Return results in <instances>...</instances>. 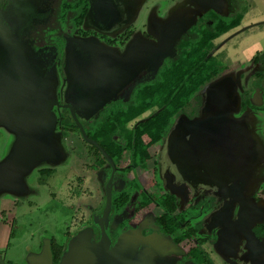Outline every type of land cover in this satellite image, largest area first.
Listing matches in <instances>:
<instances>
[{
  "label": "flooded vegetation",
  "instance_id": "1",
  "mask_svg": "<svg viewBox=\"0 0 264 264\" xmlns=\"http://www.w3.org/2000/svg\"><path fill=\"white\" fill-rule=\"evenodd\" d=\"M260 2L0 0V28L28 48L33 68L14 82L40 93L55 80L56 131L67 149L47 156L32 186L24 178L10 193L9 242L17 212L68 174L91 241L106 230L111 264H264V50L247 65L231 58L245 32L262 35L251 32L264 27ZM82 70L89 96L75 81ZM121 236L127 245L113 254ZM46 242L67 251L53 237L42 249Z\"/></svg>",
  "mask_w": 264,
  "mask_h": 264
},
{
  "label": "water",
  "instance_id": "2",
  "mask_svg": "<svg viewBox=\"0 0 264 264\" xmlns=\"http://www.w3.org/2000/svg\"><path fill=\"white\" fill-rule=\"evenodd\" d=\"M18 40L6 27L0 28V128L15 136L9 154L0 162V195L20 191L24 187V178L43 161H48L47 156L50 158L55 152L61 155L63 151L53 140L57 127L53 104L57 100L53 101L44 93L32 92L30 88L25 89V85H16L14 82L18 80L15 76L24 82L26 72L33 69L26 63L29 52L25 51V45ZM88 78L89 76L85 77L83 86L88 87ZM224 80L226 81L224 78L219 79L210 84L208 91H217L224 85ZM50 86L47 81L40 86V90L49 91ZM234 86L237 92L238 80L234 82ZM70 110L77 120L75 109L71 107ZM78 126L85 138H88L83 126L79 123ZM258 149L260 156H257V165H261L264 156L261 154L262 148ZM102 231L99 242L91 241L90 229L76 234L68 242L67 251L63 253L58 264H111L112 254L107 250L109 237L104 228ZM126 245L127 238L121 236L115 245L116 250L112 253L121 254ZM119 261L122 262L118 260V263ZM28 264H53L48 242L41 253L31 255Z\"/></svg>",
  "mask_w": 264,
  "mask_h": 264
},
{
  "label": "rangeland",
  "instance_id": "3",
  "mask_svg": "<svg viewBox=\"0 0 264 264\" xmlns=\"http://www.w3.org/2000/svg\"><path fill=\"white\" fill-rule=\"evenodd\" d=\"M255 11L264 14V0H261V2L257 4ZM253 13L246 16L244 24L252 23L255 20L253 17L251 18V16H255L252 15ZM259 30H261L262 35H264V27L251 29V32L255 33ZM248 33L245 32L244 35L240 36L239 41L233 42L237 47V50L233 53L234 55L231 54L233 55L231 58L238 61L235 66H242V64L247 65L249 63L248 58L250 55L254 54L255 50H264L263 36L257 35L250 40L252 36H249L250 38L246 37V34ZM26 50L28 51L27 47H25V51ZM77 70L79 69L77 68ZM86 76H88V74L83 75V70L78 75H76L75 72V81L78 79L76 83L83 87L80 89V94L82 95V93L87 91L88 94L85 92L83 95L89 96V88L83 86ZM54 83L55 80L52 79L49 91L41 90L39 92L46 94L49 98H57L58 95H56V92H58L59 87ZM64 90L65 96L69 97V88L65 89L64 87ZM54 114L58 117L55 110ZM70 135H72V133H70ZM64 136L65 135H63L61 131L55 130L53 140L56 146L62 147L63 151H67V149H64L62 143ZM75 139L74 136H69L67 146H72ZM14 140L15 136L13 134L0 128V162L9 154ZM70 148L72 149V147ZM60 169H62V167ZM67 175L65 174L63 175V178L56 179L54 184H50L49 190L47 191L46 189L43 190V188H40L41 196L39 198H30V200L33 199V203L34 201H36V203L28 206L29 208L24 205L21 211L17 212L18 228H16V234L10 242L8 240V231L11 224L9 213L12 212L11 209L13 208V202L11 201L12 195L9 193H2L0 195V222L5 224L4 228L2 226L0 227V262H2V264H27L31 255L39 254L41 252V245L45 240L53 237L59 242L62 241L63 244L67 246L71 238H73L79 231L87 229L91 225V221H89L90 217L88 216V213L85 212V209L80 207L83 211L79 213L77 209H75V206H73L71 200L72 197L70 195L71 193H69L71 190H68L67 188L69 181L65 180ZM38 177V168H35L25 177V182L32 186V183L37 181ZM72 182L73 181L70 183ZM88 182L89 179H87L86 183ZM50 194H53V196H50ZM82 196L83 198H86V201H83V203H87L89 197L88 188L83 190ZM6 234V238H3ZM68 234L70 237H66Z\"/></svg>",
  "mask_w": 264,
  "mask_h": 264
},
{
  "label": "trees",
  "instance_id": "4",
  "mask_svg": "<svg viewBox=\"0 0 264 264\" xmlns=\"http://www.w3.org/2000/svg\"><path fill=\"white\" fill-rule=\"evenodd\" d=\"M263 62H264V59H263ZM263 65V71H264V64H262ZM211 68V67H210ZM209 68V69H210ZM210 75H208V77H207V80H209L210 79ZM144 110V109H143ZM104 129V131H106V127H104L103 128ZM108 130V129H107ZM53 252V260H54V263H57L59 260H60V257H61V253H62V250H61V247H59V246H55V247H53V250H52Z\"/></svg>",
  "mask_w": 264,
  "mask_h": 264
}]
</instances>
